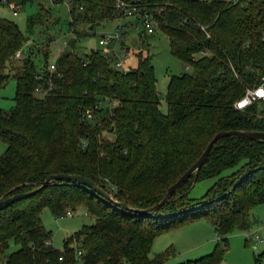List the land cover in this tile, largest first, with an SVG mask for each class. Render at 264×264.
Wrapping results in <instances>:
<instances>
[{
    "label": "trees",
    "instance_id": "1",
    "mask_svg": "<svg viewBox=\"0 0 264 264\" xmlns=\"http://www.w3.org/2000/svg\"><path fill=\"white\" fill-rule=\"evenodd\" d=\"M135 1L153 13L169 53L188 68L169 74L165 112L158 106L148 53L120 70L111 65L112 55L98 47L81 54L74 50L77 38L90 31L88 25L114 16L113 0H73L70 23L75 37L68 38L54 58L53 73L59 75L52 74L53 87L43 95L34 92L44 83L34 74L45 64L48 50L38 63L31 58L34 44H26V53L13 57L27 39L0 17V86L9 74L14 79V104L0 108V142L5 145L0 198L32 190L48 175L64 173L92 182L130 208L146 209L160 200L214 132L264 130V104L233 106L264 73V0ZM97 99L102 103L92 108ZM84 107L92 108L91 119L81 117ZM210 177L216 179L202 196H187L195 182ZM263 202L264 140L226 135L213 143L194 177L155 212L120 209L64 181L11 203L0 210V264H76L75 258L81 264H162L171 251L149 257L152 239L198 219L211 226L215 243L209 253L176 264H218L227 249L226 237L247 231L250 209ZM76 206H82L92 222L64 238L60 249L53 248L40 210L46 207L58 218ZM9 242L16 248L6 253ZM254 262L264 264V253Z\"/></svg>",
    "mask_w": 264,
    "mask_h": 264
},
{
    "label": "rangeland",
    "instance_id": "2",
    "mask_svg": "<svg viewBox=\"0 0 264 264\" xmlns=\"http://www.w3.org/2000/svg\"><path fill=\"white\" fill-rule=\"evenodd\" d=\"M0 17L10 20L27 39L26 41H32L34 45L31 58L35 63L40 62L45 48L48 50L46 60H51L56 47L61 46V40L67 37L68 18L64 6L60 3L50 4L48 0H33L30 4V1L26 0L22 3L18 14L14 16L0 5ZM29 18L31 22L28 21ZM121 25L124 26L122 44L119 45V41L112 42L116 54L121 55L124 48L125 53L120 57L119 69L125 70L134 66L136 56L148 53L153 67L158 106L162 112H165L166 105L163 95L169 74H178L188 68H184L182 62L169 53L167 37L163 32L154 29L146 33L134 17L116 16L94 24L88 33L79 36L75 42V52L81 54L90 47H98L104 52L109 45L97 44V38L100 34L111 32ZM75 27L81 28V25L77 24ZM17 62L18 60L13 59L14 65ZM2 72H7V68H3ZM13 94L14 79L9 74L0 86V108L7 110L13 106ZM101 134H105L104 131ZM106 137L111 139V134H106ZM4 148L5 145L0 142V154ZM233 169L234 167L225 169L219 175L228 174ZM215 179L216 177H210L195 182L187 196L194 199L199 198ZM85 212L82 206H76L70 217L54 218L46 207L40 210L41 224L48 231L49 243L53 248L60 249L64 238L77 231L82 224L92 222V218ZM249 216L252 223L247 231L232 233L226 237L227 249L218 264H255L254 257L264 253V202L251 208ZM210 227L207 222L198 219L166 230L152 239L148 256L153 257L169 248L171 253L162 264H176L205 255L211 251L215 243ZM69 242L72 243L73 240ZM15 248L16 246L9 242L6 253Z\"/></svg>",
    "mask_w": 264,
    "mask_h": 264
},
{
    "label": "built area",
    "instance_id": "3",
    "mask_svg": "<svg viewBox=\"0 0 264 264\" xmlns=\"http://www.w3.org/2000/svg\"><path fill=\"white\" fill-rule=\"evenodd\" d=\"M26 0H0V5L4 6L5 9L10 13V15L14 16L17 15L19 10L22 7V3ZM30 4L33 3V0H29ZM50 4H57L60 3L64 6L67 18H68V29H67V37H64L61 40V45L65 46L67 39L70 37H75V34L72 30L71 25V16L70 11L74 8L72 6L73 0H48ZM235 2L237 0H231ZM81 5L77 4L76 9H80ZM114 16H132L136 20L139 21L141 27L144 32L150 33L154 29H156V19L153 16V13L143 7L140 3L136 2L135 0H113L112 3ZM136 26V25H134ZM124 26L121 25L120 27H116L111 32H106L104 34H100L97 38L96 43L101 45H109L110 49L104 50V53L112 55L110 58V63L113 67L119 68L121 66V56L124 55V52L121 55L115 53L113 44L115 41H120L122 39V32ZM27 41L17 47L13 52V57H20L22 55L24 46L26 45ZM62 50V49H61ZM58 49L56 53H54L53 58L49 61L46 60L45 64L41 66L37 72L34 74L35 79H41L44 83L37 84L34 87V92L38 95H43L48 90H50L53 85L51 82L52 74L58 76L59 74L55 72L54 67V58L59 54L61 51ZM110 50V51H109ZM252 102H258L260 104H264V73L259 77L258 82L250 87H246L242 93V95L233 102V106L237 109H240ZM102 103L100 99L94 101L92 108L99 106ZM92 108L91 107H84L81 111V117L86 119L92 118ZM72 215V211L66 210L63 216L70 217ZM79 254V251H76V255ZM76 264H81L78 258H75Z\"/></svg>",
    "mask_w": 264,
    "mask_h": 264
},
{
    "label": "water",
    "instance_id": "4",
    "mask_svg": "<svg viewBox=\"0 0 264 264\" xmlns=\"http://www.w3.org/2000/svg\"><path fill=\"white\" fill-rule=\"evenodd\" d=\"M24 53H26V49H24ZM226 135H237V137L244 138L246 140H252V141H263L264 140V130H240V129H229V130H218L214 132L209 140L206 142L204 148L200 152V154L197 156V158L178 176V178L171 183L164 191L162 197L160 200H158L156 203H154L152 206L146 208V209H135L130 208L129 206L117 202L113 200L106 192H104L101 188H98L95 184L92 182L85 180L84 178L73 175V174H50L44 180L34 189L19 193L10 194L7 196H4L0 198V210L5 208L6 206L10 205L11 203L26 198L40 189L56 182V181H64V182H72L77 185H81L88 189L90 192H92L94 195H96L99 198H102L106 201L111 202L114 206L119 207L120 209L132 211L134 213H147V212H155L158 208H160L162 205H164L168 198L178 189L182 186V184L190 177L195 175L196 171L199 169V167L204 162L206 155L208 151L210 150L213 143L221 138L226 137Z\"/></svg>",
    "mask_w": 264,
    "mask_h": 264
},
{
    "label": "crops",
    "instance_id": "5",
    "mask_svg": "<svg viewBox=\"0 0 264 264\" xmlns=\"http://www.w3.org/2000/svg\"><path fill=\"white\" fill-rule=\"evenodd\" d=\"M88 29L90 30V25H88ZM26 44L31 45V44H33V43H32V41H30V42L27 41ZM112 46H113V48H114V45H112ZM63 47H65V46H62V45H61V46H57L56 49L54 50V53H56V51H57L58 49H60V50L63 49ZM90 48H91V47H90ZM24 49H27L26 46H24ZM24 49H23V50H24ZM86 51H87V50H86ZM210 228H211V227H210Z\"/></svg>",
    "mask_w": 264,
    "mask_h": 264
}]
</instances>
